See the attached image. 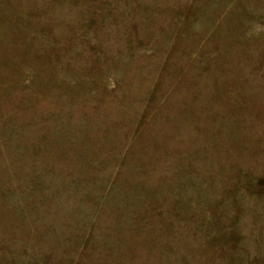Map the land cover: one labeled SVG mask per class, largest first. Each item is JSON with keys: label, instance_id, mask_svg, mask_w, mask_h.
<instances>
[{"label": "rangeland", "instance_id": "rangeland-1", "mask_svg": "<svg viewBox=\"0 0 264 264\" xmlns=\"http://www.w3.org/2000/svg\"><path fill=\"white\" fill-rule=\"evenodd\" d=\"M0 264H264V0H0Z\"/></svg>", "mask_w": 264, "mask_h": 264}]
</instances>
